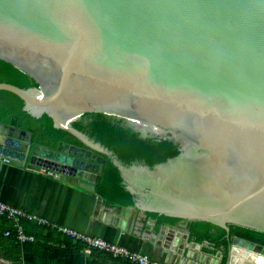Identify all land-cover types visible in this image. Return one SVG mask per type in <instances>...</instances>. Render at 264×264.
Segmentation results:
<instances>
[{
	"label": "water",
	"instance_id": "95a60500",
	"mask_svg": "<svg viewBox=\"0 0 264 264\" xmlns=\"http://www.w3.org/2000/svg\"><path fill=\"white\" fill-rule=\"evenodd\" d=\"M0 58L37 83L0 91L79 142L47 148L0 123L1 157L91 193L107 157L134 216L225 231L223 263L187 250L193 263L264 264V246L229 235V226L264 234V0H0ZM85 114L179 153L128 165L75 129Z\"/></svg>",
	"mask_w": 264,
	"mask_h": 264
},
{
	"label": "crops",
	"instance_id": "0c3cea01",
	"mask_svg": "<svg viewBox=\"0 0 264 264\" xmlns=\"http://www.w3.org/2000/svg\"><path fill=\"white\" fill-rule=\"evenodd\" d=\"M45 172L0 161V202L46 219L52 225L103 239L158 262L195 264L194 259L185 255L189 250L191 255L203 254L223 263L225 248L191 237L187 230L190 222L171 223L147 217L144 229L137 234L134 222L137 215L144 212L137 210L134 216L132 206L113 203L104 207L102 197L96 192H87ZM97 196L102 199L98 206ZM21 224L25 233L34 236L32 243L19 244L5 236L6 231L11 232L12 225L0 218V264H128L97 252L86 255L80 244L36 222L23 220ZM186 233L187 238H182ZM186 242L192 244L194 250L191 251ZM180 245L183 248L176 257L175 250Z\"/></svg>",
	"mask_w": 264,
	"mask_h": 264
},
{
	"label": "trees",
	"instance_id": "16d2710c",
	"mask_svg": "<svg viewBox=\"0 0 264 264\" xmlns=\"http://www.w3.org/2000/svg\"><path fill=\"white\" fill-rule=\"evenodd\" d=\"M0 83L18 88L37 87L35 80L10 62L0 58ZM23 101L16 95L0 91V123L7 124L31 133L32 142L36 145L55 148L60 141L78 144V140L68 132L53 127L52 119L43 114L36 118L22 109ZM75 129L111 150L120 160L128 165L134 160H142L151 166L176 156L178 145L167 139H142L138 134L119 126V123L107 119L101 114H85L73 124ZM102 174L96 179V192L102 197L104 207L109 204L132 206V196L123 188L119 172L112 162L104 157ZM147 217L160 221L177 222V218L159 216L154 213H139L134 222L137 234L145 227ZM13 229H11L12 231ZM191 237L198 241H209L218 248H226L228 241L225 231L205 222H190L187 228ZM230 237L264 246V234L238 226H229ZM13 237V235H10Z\"/></svg>",
	"mask_w": 264,
	"mask_h": 264
},
{
	"label": "built area",
	"instance_id": "2783aa9c",
	"mask_svg": "<svg viewBox=\"0 0 264 264\" xmlns=\"http://www.w3.org/2000/svg\"><path fill=\"white\" fill-rule=\"evenodd\" d=\"M0 161L8 162L7 159L1 156ZM45 173L49 176L53 175L50 171H46ZM0 218L8 220L13 229L11 232L6 231L4 235H13L14 239L19 244L32 243L35 240L34 236L25 233L23 229L21 223L23 220H26L36 222L38 225L47 228V230L70 238L73 243L82 246V252L86 255H90L92 252H97L104 254L113 260H120L128 264H167L152 260L142 253L131 251L123 246L110 243L103 239L92 237L67 227L52 225L46 219L37 217L36 215L28 213L20 208L11 207L3 202H0Z\"/></svg>",
	"mask_w": 264,
	"mask_h": 264
},
{
	"label": "flooded vegetation",
	"instance_id": "af4514ba",
	"mask_svg": "<svg viewBox=\"0 0 264 264\" xmlns=\"http://www.w3.org/2000/svg\"><path fill=\"white\" fill-rule=\"evenodd\" d=\"M130 165V164H129ZM133 172H128V177H131V174H132Z\"/></svg>",
	"mask_w": 264,
	"mask_h": 264
}]
</instances>
